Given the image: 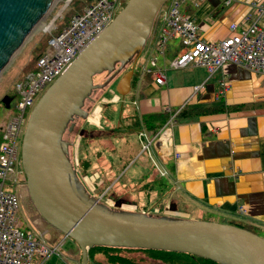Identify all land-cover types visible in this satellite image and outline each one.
<instances>
[{
	"label": "water",
	"instance_id": "1",
	"mask_svg": "<svg viewBox=\"0 0 264 264\" xmlns=\"http://www.w3.org/2000/svg\"><path fill=\"white\" fill-rule=\"evenodd\" d=\"M54 1L0 0V75ZM165 2L128 0L36 103L27 120L20 154L29 197L48 225L74 241L80 264H88V251L94 247L183 253L218 264H264V238L243 228L156 216L136 207L110 209L87 192L69 158L66 130H73V120L87 118L84 102L110 81L95 85L94 77L119 74L134 66ZM132 78L133 69L122 75L116 87L118 95L131 91ZM156 152L161 154L160 149Z\"/></svg>",
	"mask_w": 264,
	"mask_h": 264
},
{
	"label": "crops",
	"instance_id": "2",
	"mask_svg": "<svg viewBox=\"0 0 264 264\" xmlns=\"http://www.w3.org/2000/svg\"><path fill=\"white\" fill-rule=\"evenodd\" d=\"M249 1L237 0L225 6L222 0H205L199 8L185 11L193 15L200 39L220 41L229 36L231 24L238 25L239 32L249 12ZM261 26L264 28V18ZM173 48L166 54L168 60L176 51ZM165 60L160 67L165 71L163 85H156L141 73L134 81L135 95L130 104L139 119L163 112L164 107L179 109L184 104L187 109H221L178 121L173 141L181 158L170 157L166 167L171 175L166 179L172 188L165 204L175 205L169 209L176 212V218L210 215L219 219L210 221L230 225L237 222L251 227L256 234L264 233V75L226 63L207 79L203 68L171 70ZM223 81L229 87L225 93H221ZM204 82V90L194 96L193 87ZM99 125L102 127V121ZM88 130L91 135L101 133L99 145L101 138L108 137L94 125ZM241 208L245 215L240 213ZM29 213L35 237L41 238L49 231L45 221L33 204ZM77 254L79 260L73 258L69 264L80 262L79 249Z\"/></svg>",
	"mask_w": 264,
	"mask_h": 264
},
{
	"label": "built area",
	"instance_id": "3",
	"mask_svg": "<svg viewBox=\"0 0 264 264\" xmlns=\"http://www.w3.org/2000/svg\"><path fill=\"white\" fill-rule=\"evenodd\" d=\"M73 1L79 0H69L68 4ZM124 1L128 0H96L87 4L54 35L57 30L56 23L64 17L63 12L57 15L44 32L49 33L51 38L44 54L36 63V69L20 76V81L15 85L18 100L14 104L13 114L0 128V264H45L50 257L58 255L63 245V241L54 246L49 245L51 238L47 233L36 238L29 231L19 228L20 197L5 191L8 187L6 182H16L14 167L21 165L19 154L32 109L80 52L111 24L122 10ZM204 1L166 0L157 13L141 54L146 55L148 64L143 68L142 75L150 77L156 85H163L166 81L165 71L158 67V59L161 57L165 60L166 54L173 48L169 46L170 39L179 40L177 47L173 48L176 51L168 62L171 70H181L188 66L200 67L206 71L209 79L226 63H231L249 72L264 75V28L261 26L264 0H250L249 12L244 17L239 32L238 25L231 24L229 36L220 41L200 39L193 15L185 11L187 8H199ZM235 1L237 0H223V4L228 6ZM221 87V93H225L229 89L228 82H221ZM204 88L205 82L193 87V95ZM186 105L179 109L164 107L163 113L168 115L166 123L155 133L144 129L139 133L141 139L146 140L142 152L147 153L153 169L163 178H171L166 168L170 157L174 160L181 158V154L174 150L173 132L179 121L178 116ZM157 149L161 150V154H157ZM22 176L25 181L24 174ZM96 178L92 175L86 176L84 183L88 186L91 183L95 190ZM172 181L177 188V183ZM240 213L245 215L246 211L241 208ZM152 214L169 217L177 215L170 211L169 203L164 204L162 209H154Z\"/></svg>",
	"mask_w": 264,
	"mask_h": 264
},
{
	"label": "rangeland",
	"instance_id": "4",
	"mask_svg": "<svg viewBox=\"0 0 264 264\" xmlns=\"http://www.w3.org/2000/svg\"><path fill=\"white\" fill-rule=\"evenodd\" d=\"M127 2L128 1L123 2V8L127 4ZM65 4L66 0H57L55 2L54 6L48 11L49 13H47L41 20V24L39 23L38 27L33 29L26 42L13 57L12 61L5 68L3 73L0 75V127L6 124L9 117L13 114L14 104L18 100L15 92V85L20 81V75L23 71V68L31 60L32 50L34 49V47L39 45V41L42 39V37L46 35L50 36L49 33H44L45 29L43 30L42 26L49 25V23L53 19H55L56 14H58L61 9H63L62 12L64 19L68 20V14L70 12L71 15H76V13H80L86 5L84 4L82 7H80V4H82V0L73 1L69 3L68 6H66L64 9L63 6ZM59 23L60 22H57V25ZM178 43V39H170L169 46H177ZM168 59V56H166V62L164 61L167 65L169 62ZM162 65L163 60L161 57H159L158 67H163ZM145 66H148V64H146V55L141 56L135 62L134 66H131V69H133L134 81L137 77H139L140 73L142 74L141 71ZM121 77L120 73L109 76L108 78L106 74L95 77V85H102L105 81H110L107 84V87H105V89H102V91L105 92L100 99L99 94L101 93V91L99 92V94H97V91L101 89H98L92 96L93 101L91 103L86 102L85 110L87 111L88 116L86 119L76 120L73 130L70 132V134H75L76 136L80 135V123H82L83 125L81 131L86 129L88 125H90V123H92L91 125H94L95 129L97 130L103 129L102 133H106L108 137L101 138L100 141H102V143L96 146V148L99 150L97 155L101 157V160L98 162V172L90 174L97 177V183L94 184L95 190L93 189L91 183H89L90 187L86 184V182L84 183V177L89 175L82 176V182L85 186V189L91 196L95 197L99 200L100 203L107 205L112 210L116 211L120 210V208L127 209L129 207H136V210L140 212L141 208L144 206L147 208H152L154 200L158 195H160L162 189L158 186H155L152 188L148 196L144 195L145 185L153 181L154 174L153 171L148 168V164L151 165V163L148 159L147 153L142 152L143 144L146 143V140L141 139L139 129L134 130L133 132L125 131L124 128L128 124H131L132 119H122L121 115L118 114L121 109H124V114L128 116L135 115V112L133 111V109L135 108L131 107L130 104V100L135 95L134 81L132 83V90L127 95L120 96L116 92V87ZM98 99L99 101L96 102ZM89 111H91L90 114ZM117 117H119L120 119L119 122L116 121ZM101 121L102 127L99 125ZM103 122L106 128H104ZM86 131L88 132H82L81 136L78 137V140L76 141V144L80 145L79 149H77V151L75 152L76 156L78 157H84L85 154H91L95 150L94 147L85 146V144L90 140V138L88 137L90 135V132L89 130ZM69 135H66L65 140L70 144V146L68 147L69 158L73 165L70 149L73 148L75 144L71 143ZM98 135H101V133H98ZM111 149L114 150L111 151ZM20 154L19 160L21 157ZM131 154H134L133 158H130ZM113 159L115 160L112 163L111 161ZM128 160L130 161V163L126 168H124L126 161ZM14 168V178L16 182L14 183L12 180L6 182V186L8 187L5 188V191L15 193L20 197L18 200V221L20 225L19 228L21 230H25L28 228V231L32 234V236L35 237L37 234L35 233V229L31 227L32 216L29 213V211L32 210V201L26 188V182L24 181L22 176L23 173L21 165L17 164ZM161 182L163 184H167L168 188H172V186L169 184L168 179L163 178V181ZM108 191L109 193L107 194V196H105ZM169 206L175 205L171 203ZM160 209H162V207ZM147 213L150 214V212ZM193 217L198 218L193 220L201 221H210L211 219L216 221L219 220L217 217H213L210 215L193 214ZM233 223L237 225H243L237 222ZM45 225L49 230L47 231V234L51 238V240L48 242L49 245L54 246L63 241V245L59 250L58 255H53L52 257H50L45 264H69L71 263V259L73 258L79 260V255L77 254L78 247L74 243V241L68 237H65L62 233L52 228L46 222ZM257 233L259 234V236L264 237L263 232L257 231ZM129 254L133 256L132 259L138 262H144L146 264H159L157 262L149 260L142 252H129ZM73 255L75 257H73ZM91 262L92 261L88 260V264H91Z\"/></svg>",
	"mask_w": 264,
	"mask_h": 264
},
{
	"label": "trees",
	"instance_id": "5",
	"mask_svg": "<svg viewBox=\"0 0 264 264\" xmlns=\"http://www.w3.org/2000/svg\"><path fill=\"white\" fill-rule=\"evenodd\" d=\"M95 1L96 0H82V4H80V7H82L84 4H86V5L92 4ZM189 14H191V13H189ZM74 15L75 14L71 15V12H70L68 14V17H69L68 20L64 19V17H63V19L60 21V23L58 25L56 23L57 30H56V32H54V35H57L58 32L68 24L69 20ZM50 38H51V36H48V35L42 37V39L39 41V45L34 47V49L32 50V53H31V60L23 68V71H22L20 76H22V75H24L30 71H34L36 69V63L39 60V58L44 54ZM118 67H119V64H117L115 66V69H117ZM130 69H131V65L127 66L122 72H120V77L124 73L129 71ZM102 74L107 75V73H102ZM113 75H114V73H112L111 75H107V78L109 76H113ZM94 79H95V77H94ZM94 79H93V81H94ZM133 81H134V78H132L131 84L133 83ZM95 91H97V90H95ZM95 91H93L91 93L90 98L87 99V102L91 103L93 101L92 96L94 95ZM100 91H101V93L99 94ZM104 92L105 91H102V89L97 91V94H99V96H100L99 99L103 96ZM99 99L96 102H98ZM84 104H85V102H84ZM83 109H85V108H83ZM220 110L221 109H217V108H215V109H199V108L187 109V108H184L182 110V112L179 114L178 118H179V120L188 119V118H195V117L204 115L206 113L217 112ZM91 111H89V114ZM118 113H119V115H121L122 119H130V118L132 119L131 124H128L124 128V130L127 132H133L134 130L139 129V133H140L141 130L144 129L147 132L155 133L166 123V121L168 119V115L166 113H163V112L148 114V115L142 116L140 119L136 115H132V116L129 115L128 116V115L124 114V109H121ZM72 122H76V120H73ZM82 126H83L82 123H80V125H79V128H80L79 134L80 135L76 136L75 134H70V132L68 130H66V132L64 134V139H65L66 135L70 134L69 135L70 141H71V143L75 144L73 146V148L70 149V154H71L72 162L74 165V169L77 171V175L79 177V180H81V181H82V176H86V175H90L94 172H98L97 171V169L99 168L98 162L101 160V157L99 155H97L99 150L96 148V146L99 145L98 139L101 136L98 134H94V135L90 134L88 137L90 139H94L93 143H91L89 140L85 144V146H91V147L95 148L93 153L85 154L84 157L76 156L75 152L77 151V149H79V146H80L79 144H76V141L78 140V137L81 136L82 132H88L86 130L89 129L90 125H88V127L86 129H84L85 131L84 130L81 131ZM1 140H2V135H0V143H1ZM113 150L114 149H111V151H113ZM133 157H134V154H131L130 158H133ZM114 160L115 159H113L111 162L113 163ZM129 163H130L129 160L126 161L124 168H126ZM148 168L153 171L154 175H153V181L150 182L149 184L145 185L144 195L148 196L150 191L152 190V188L155 186H158L162 189V192L160 193V195H158L156 197V199L154 200L152 208H147L144 206L140 210V212L152 213L154 209H160L161 207H163V205L165 204V201H166V199L170 193V189L168 188L167 184H165V183L163 184L161 182V181H163V177H161L153 169V167L151 165L148 164ZM164 187H165V189H164ZM109 191L105 194V196H107ZM231 225H234V226H237V227H240V228H243L245 230H248L250 232L255 233L251 227H248L246 225H237L234 223H232ZM129 252H142L149 260L157 262L159 264H218V263L212 262V261L207 260V259H203V258H199L196 256H192L189 254H183V253L157 251V250H144V249L110 248V247H94V248L90 249L88 251V259H89V261H92L91 264L92 263H94V264H101V263H103V264H146L144 262L141 263V262H138V261L132 259L133 256L131 254H129ZM80 257H81V255H80Z\"/></svg>",
	"mask_w": 264,
	"mask_h": 264
},
{
	"label": "bare ground",
	"instance_id": "6",
	"mask_svg": "<svg viewBox=\"0 0 264 264\" xmlns=\"http://www.w3.org/2000/svg\"><path fill=\"white\" fill-rule=\"evenodd\" d=\"M56 1H57V0H55V2H56ZM55 2H53V4L51 5L50 9L54 6ZM50 9H49V10H50ZM47 13H49V12H47ZM40 22H41V21H40ZM40 22H39V23H40ZM39 23L36 25L35 28L38 27ZM40 24H41V23H40ZM42 27H43V30H44V29L46 30V28H47V26H42ZM35 28H34V29H35Z\"/></svg>",
	"mask_w": 264,
	"mask_h": 264
},
{
	"label": "flooded vegetation",
	"instance_id": "7",
	"mask_svg": "<svg viewBox=\"0 0 264 264\" xmlns=\"http://www.w3.org/2000/svg\"><path fill=\"white\" fill-rule=\"evenodd\" d=\"M86 102H87V100L85 101V104H84V107L83 108H85V105H86ZM73 124H75V122H73ZM91 125V124H90ZM68 153H69V151H68ZM76 173H77V171H76ZM78 176V175H77ZM79 178V177H78ZM81 181V180H80ZM81 183L83 184V182L81 181ZM84 185V184H83ZM85 187V186H84Z\"/></svg>",
	"mask_w": 264,
	"mask_h": 264
}]
</instances>
